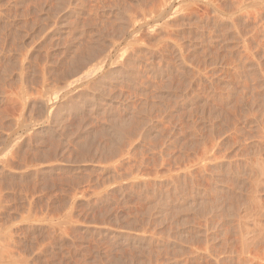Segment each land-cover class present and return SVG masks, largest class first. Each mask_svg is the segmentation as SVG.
<instances>
[{"label": "rangeland", "instance_id": "374dc122", "mask_svg": "<svg viewBox=\"0 0 264 264\" xmlns=\"http://www.w3.org/2000/svg\"><path fill=\"white\" fill-rule=\"evenodd\" d=\"M0 264H264V0H0Z\"/></svg>", "mask_w": 264, "mask_h": 264}, {"label": "bare ground", "instance_id": "6f19581e", "mask_svg": "<svg viewBox=\"0 0 264 264\" xmlns=\"http://www.w3.org/2000/svg\"><path fill=\"white\" fill-rule=\"evenodd\" d=\"M98 104V103H97ZM116 131V130H115ZM117 132V131H116Z\"/></svg>", "mask_w": 264, "mask_h": 264}]
</instances>
